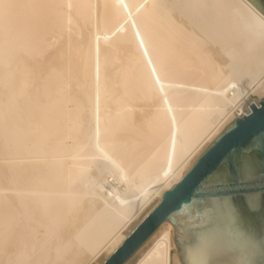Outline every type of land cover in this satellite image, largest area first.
I'll list each match as a JSON object with an SVG mask.
<instances>
[{
  "label": "bare ground",
  "instance_id": "obj_1",
  "mask_svg": "<svg viewBox=\"0 0 264 264\" xmlns=\"http://www.w3.org/2000/svg\"><path fill=\"white\" fill-rule=\"evenodd\" d=\"M4 2L0 264H103L264 98L260 2ZM177 237L164 222L125 264H238Z\"/></svg>",
  "mask_w": 264,
  "mask_h": 264
},
{
  "label": "water",
  "instance_id": "obj_2",
  "mask_svg": "<svg viewBox=\"0 0 264 264\" xmlns=\"http://www.w3.org/2000/svg\"><path fill=\"white\" fill-rule=\"evenodd\" d=\"M212 146H216L212 155L193 171ZM236 154L249 161L250 171L229 175L225 170L214 180L202 181L204 172L211 171L217 156ZM166 221L175 227L176 241L183 249L200 252L210 246L228 253L238 264H264V108L261 104H252V110L236 118L209 145L128 236L132 239L125 243L127 237L103 264L110 260L113 264H125Z\"/></svg>",
  "mask_w": 264,
  "mask_h": 264
},
{
  "label": "snow or ice",
  "instance_id": "obj_3",
  "mask_svg": "<svg viewBox=\"0 0 264 264\" xmlns=\"http://www.w3.org/2000/svg\"><path fill=\"white\" fill-rule=\"evenodd\" d=\"M13 7L16 6L11 3H5L4 0H0V18H2L6 14V12L12 9ZM252 18L258 19L260 24L264 25V9L260 10V15L258 17L253 12ZM260 104L262 108H264V98L260 100ZM215 147L216 146H212L208 149V151L200 158V161L197 162L196 167L193 169V171H195L196 168H199L200 164H202L205 159L212 155V153L215 151ZM250 168L251 165L249 161L239 154L229 155L227 157L225 155H219L212 162L211 171L204 172L202 181L207 183L211 180H214L218 175H222L225 170H227L229 175H232L234 173L237 175H243L247 171H250ZM134 235L135 233H133V236ZM131 239L132 237H128L127 240H125L124 242L128 243ZM118 243H120L119 239L116 240L115 243H113L112 247L115 248ZM95 264H102V261L96 260ZM107 264H113V261L110 260L107 262Z\"/></svg>",
  "mask_w": 264,
  "mask_h": 264
},
{
  "label": "rangeland",
  "instance_id": "obj_4",
  "mask_svg": "<svg viewBox=\"0 0 264 264\" xmlns=\"http://www.w3.org/2000/svg\"><path fill=\"white\" fill-rule=\"evenodd\" d=\"M259 1H261V2H262V4L264 5V0H259Z\"/></svg>",
  "mask_w": 264,
  "mask_h": 264
}]
</instances>
